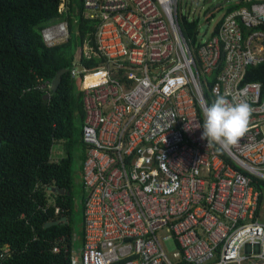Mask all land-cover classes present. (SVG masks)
I'll return each mask as SVG.
<instances>
[{
  "label": "built area",
  "instance_id": "built-area-1",
  "mask_svg": "<svg viewBox=\"0 0 264 264\" xmlns=\"http://www.w3.org/2000/svg\"><path fill=\"white\" fill-rule=\"evenodd\" d=\"M83 2L97 26L70 69L86 147L83 248L70 249L71 264H264V83L246 80L264 63V0H235L203 44L183 26L181 0ZM41 37L66 42V22ZM92 75L101 81L88 86ZM206 90L251 105L236 144L201 139ZM56 244L59 253L64 238Z\"/></svg>",
  "mask_w": 264,
  "mask_h": 264
},
{
  "label": "trees",
  "instance_id": "trees-1",
  "mask_svg": "<svg viewBox=\"0 0 264 264\" xmlns=\"http://www.w3.org/2000/svg\"><path fill=\"white\" fill-rule=\"evenodd\" d=\"M60 3L0 0V254L9 252L0 264H71L75 217L71 151L74 142L84 144L82 125L75 124L78 118L83 122L84 107L80 82L71 78L70 69L79 46L89 40L94 45L97 20L85 16L83 0H67L61 12ZM61 21L69 30L67 41L47 47L41 30ZM184 24L192 33L193 26ZM82 61L88 68L98 64L96 59ZM60 69L68 72L51 93L50 83ZM246 80L264 83V63L250 68ZM100 81L101 75L88 76L86 85ZM206 98L208 105L215 99L208 90ZM61 140L66 156L53 161L52 146ZM255 186L264 192V181ZM51 198L62 207L60 215L54 206L47 208ZM63 216L67 224L47 227ZM83 230L84 218L82 241ZM62 238L64 245L54 253Z\"/></svg>",
  "mask_w": 264,
  "mask_h": 264
},
{
  "label": "rangeland",
  "instance_id": "rangeland-1",
  "mask_svg": "<svg viewBox=\"0 0 264 264\" xmlns=\"http://www.w3.org/2000/svg\"><path fill=\"white\" fill-rule=\"evenodd\" d=\"M181 0L179 12L181 14V22L192 25L193 32L197 38L198 44H203L209 40L211 33L221 22L225 15H228L236 7L235 0ZM80 5V4H79ZM218 5H220L218 7ZM66 8V7H65ZM209 14V17H208ZM208 17V18H207ZM60 23V22H59ZM58 25V23H57ZM87 45L79 46L75 52V59L80 60V54L85 52ZM75 81L81 82V78ZM75 124L82 125V120L78 118L75 120ZM75 139H79V135L75 136ZM86 154V147L81 142H74L71 151V160H73V187L72 195L74 196L75 204V217L73 218L74 224V246L73 249L76 254H80L83 248L82 242V221H83V206L85 198V190L83 187V162ZM66 156V148L64 140L57 141L53 144L51 149L50 158L53 161H58ZM167 252H171L175 249V244L167 242L164 245Z\"/></svg>",
  "mask_w": 264,
  "mask_h": 264
},
{
  "label": "clouds",
  "instance_id": "clouds-1",
  "mask_svg": "<svg viewBox=\"0 0 264 264\" xmlns=\"http://www.w3.org/2000/svg\"><path fill=\"white\" fill-rule=\"evenodd\" d=\"M228 91L217 94L214 101L203 109L201 139L207 140V147L219 145L226 148L234 145L248 131L252 114L251 105L237 100Z\"/></svg>",
  "mask_w": 264,
  "mask_h": 264
},
{
  "label": "water",
  "instance_id": "water-1",
  "mask_svg": "<svg viewBox=\"0 0 264 264\" xmlns=\"http://www.w3.org/2000/svg\"><path fill=\"white\" fill-rule=\"evenodd\" d=\"M227 1L228 0L224 1V4H226ZM210 2H211V0H209V3ZM219 6L220 5H218V7ZM78 69L81 71V70H83V67L82 66H78ZM67 72H68L67 69H60L56 73L55 77L53 78V80L50 83V92L51 93H55L56 92V90L58 88V85L61 82L62 75H64ZM49 96H50L49 94H46L44 98L47 99V98H49ZM0 153H1V144H0ZM52 190L53 191H56V192H58L60 194H64L65 193V190L64 189H61V188H58V187H53ZM68 194H70V193H68ZM67 220H68V218L66 216H63V217L60 218V220H57V221L48 223L47 224V227H53V226H58V225H61V224H67Z\"/></svg>",
  "mask_w": 264,
  "mask_h": 264
},
{
  "label": "bare ground",
  "instance_id": "bare-ground-1",
  "mask_svg": "<svg viewBox=\"0 0 264 264\" xmlns=\"http://www.w3.org/2000/svg\"><path fill=\"white\" fill-rule=\"evenodd\" d=\"M92 86V85H91Z\"/></svg>",
  "mask_w": 264,
  "mask_h": 264
}]
</instances>
